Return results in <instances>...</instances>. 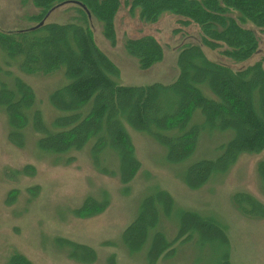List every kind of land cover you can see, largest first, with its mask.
I'll return each mask as SVG.
<instances>
[{
  "label": "rangeland",
  "instance_id": "rangeland-1",
  "mask_svg": "<svg viewBox=\"0 0 264 264\" xmlns=\"http://www.w3.org/2000/svg\"><path fill=\"white\" fill-rule=\"evenodd\" d=\"M68 7L65 4L54 10L48 22L61 23L74 17L72 11H62ZM128 10L123 6L117 16L118 46H111L102 26H96L98 45L120 68L116 80L126 85L174 80L177 53L198 27L182 28L171 13L162 15L156 24H147ZM34 11L31 0H0V27L31 29L37 25L30 19ZM256 30L262 51L253 61L264 57V30ZM143 34L155 35L164 46L162 58L148 69L125 47L127 38ZM210 50L205 48L209 57H220L219 50ZM12 62L0 50V66ZM16 73L33 90L31 115L40 110L51 129L60 114L51 104V95L65 83L62 73L28 75L19 69ZM202 91L206 97H218L207 84ZM32 121L19 132V139H13L8 115L0 107V264H13L15 259L18 264H150L147 250L156 233L165 234L175 250L155 264H216L222 255L228 264H264V180L258 171L264 151L241 152L232 163L195 185L186 179L187 168L193 162L221 156L223 145L234 136L231 129L204 125L201 110L195 111L188 125L204 126H200L194 151L182 163L168 161L162 143L126 125L140 166L123 179L119 155L110 146L101 155H94L93 138L69 154L44 152L38 146L43 133L35 132ZM60 132L56 128L54 134ZM159 191L173 199L169 211L166 215L159 205V223L146 242L136 246L138 251L132 252L123 235L138 217L143 200ZM241 193L248 195L236 200ZM253 200L261 211H251ZM193 213L207 221L205 234L201 239L198 229L183 241V235H178L180 215ZM75 245L80 249L75 250ZM92 253V257L87 256Z\"/></svg>",
  "mask_w": 264,
  "mask_h": 264
},
{
  "label": "trees",
  "instance_id": "trees-1",
  "mask_svg": "<svg viewBox=\"0 0 264 264\" xmlns=\"http://www.w3.org/2000/svg\"><path fill=\"white\" fill-rule=\"evenodd\" d=\"M31 3L35 11L30 19L37 24L65 4L69 7L62 11L75 15L61 23L48 22L49 15L36 29L0 27V50L13 61L0 66V107L8 115L13 139L20 138L19 132L28 127L30 120L35 132L43 133L38 146L44 152L69 154L81 150L94 138V155H101L108 146L118 153V169L123 179L131 177L140 166L126 125L162 143L168 151L167 160L174 163L184 162L194 151L200 126L233 130L234 136L223 145L225 152L221 156L193 162L187 168L186 179H192L195 185L232 163L241 152L264 151V57L252 60L262 51L256 27L264 30V0H31ZM123 6L147 24H156L162 15L171 13L182 28L198 27L197 33L177 53L174 80L148 85H126L116 80L120 68L98 45L96 26H102L111 46H118L117 16ZM192 39L196 41L191 42ZM125 47L130 55L140 59L145 69L164 55L163 44L153 34L127 38ZM205 48L219 50L222 59L214 54L209 57ZM18 69L28 75L46 76L60 71L67 82L51 95V104L60 113L54 117L51 129L48 130L40 110L31 115L34 93L16 73ZM204 84L218 97H206L202 91ZM197 110L204 114L206 124L189 128ZM56 128L61 129L57 135ZM258 171L264 180V159L258 163ZM163 193L159 191L143 200L138 217L124 233V243L132 252L138 251L136 246L146 242L153 226L159 223V205L167 215L173 199ZM246 195L241 193L236 200ZM252 203L251 211H261L256 201ZM192 216L180 215L178 235H183V241L190 237L189 232L198 229L201 239L205 234L207 221L195 213ZM169 244L172 246L165 234L153 236L147 250L150 264L172 255L175 249ZM74 249L80 248L75 245ZM87 256L92 257L93 253ZM221 258L223 261L219 256L216 264H228L226 256ZM15 260L13 264H18Z\"/></svg>",
  "mask_w": 264,
  "mask_h": 264
},
{
  "label": "water",
  "instance_id": "water-1",
  "mask_svg": "<svg viewBox=\"0 0 264 264\" xmlns=\"http://www.w3.org/2000/svg\"><path fill=\"white\" fill-rule=\"evenodd\" d=\"M49 14H50V13H48V14L45 16L44 20L49 16ZM44 20H42L37 26L33 27V29H36V28L42 26V25L44 24Z\"/></svg>",
  "mask_w": 264,
  "mask_h": 264
}]
</instances>
